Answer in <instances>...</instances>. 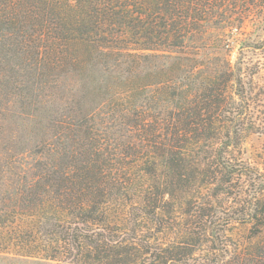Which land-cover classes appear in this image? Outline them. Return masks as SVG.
Segmentation results:
<instances>
[{"label":"trees","instance_id":"obj_1","mask_svg":"<svg viewBox=\"0 0 264 264\" xmlns=\"http://www.w3.org/2000/svg\"><path fill=\"white\" fill-rule=\"evenodd\" d=\"M250 24L264 30V0H0V103L21 99L37 136L24 167L0 151V252L264 264V174L230 157L264 134ZM245 175L240 208L196 202Z\"/></svg>","mask_w":264,"mask_h":264},{"label":"rangeland","instance_id":"obj_2","mask_svg":"<svg viewBox=\"0 0 264 264\" xmlns=\"http://www.w3.org/2000/svg\"><path fill=\"white\" fill-rule=\"evenodd\" d=\"M247 37L252 38L255 42L264 41V30H256L251 24L246 28ZM240 43V42H239ZM233 53L231 56L232 62L239 57V45L233 42ZM245 68H258V73L253 77L255 82L264 85V51L261 49L249 50L243 56ZM50 89V88H49ZM54 88H51L52 91ZM48 89H46L47 92ZM26 100V99H23ZM11 104L8 106V103ZM6 100L0 103V151L3 147L7 150H14L18 152L15 158L20 166H26L35 161L37 158L35 151L32 150L34 140L37 139L35 135V126L26 119L29 108L26 104L18 99V102ZM27 102V100L25 101ZM8 106V107H7ZM230 157L234 162L242 163L252 169H256L264 174V134H251L247 136L239 148L231 151ZM254 182V176L245 175L235 178L233 187L230 189L231 199L227 200L225 195L218 198H205L203 191L202 197L196 202H204L213 200L214 205L223 207L224 209H231V206H239L248 198L249 189L252 187L250 182ZM210 195V194H209ZM186 201H178L176 210L182 212L180 206ZM171 232V231H170ZM247 232L241 226L233 227L228 234H233L236 240L243 244ZM0 264H56L55 262L44 259L42 255H33V257L20 256L16 254V250L9 248L0 252Z\"/></svg>","mask_w":264,"mask_h":264}]
</instances>
